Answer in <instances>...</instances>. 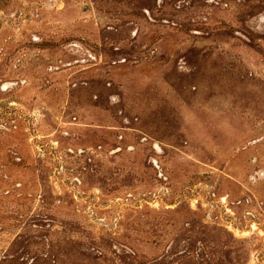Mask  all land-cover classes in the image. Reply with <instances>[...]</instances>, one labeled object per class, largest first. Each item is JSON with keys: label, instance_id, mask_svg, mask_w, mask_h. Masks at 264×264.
<instances>
[{"label": "rangeland", "instance_id": "rangeland-1", "mask_svg": "<svg viewBox=\"0 0 264 264\" xmlns=\"http://www.w3.org/2000/svg\"><path fill=\"white\" fill-rule=\"evenodd\" d=\"M0 264H264V0H0Z\"/></svg>", "mask_w": 264, "mask_h": 264}]
</instances>
